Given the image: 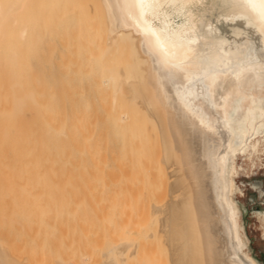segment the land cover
<instances>
[{
	"label": "bare ground",
	"instance_id": "1",
	"mask_svg": "<svg viewBox=\"0 0 264 264\" xmlns=\"http://www.w3.org/2000/svg\"><path fill=\"white\" fill-rule=\"evenodd\" d=\"M92 2L102 8L104 27L82 25L92 11L83 9ZM51 22L59 26L45 37L41 31L50 32ZM54 53H58L56 67L51 61ZM86 80L91 92L102 101L105 118L101 126L97 122L100 111L96 95L95 101L92 94L85 95L83 89L80 92ZM213 109L219 113V120ZM250 133H264V0H0V228L6 227L0 229V239L11 234L10 249L22 245L23 251L27 244L31 246L15 257L4 246L8 242H3L0 264H72L66 262L68 251L76 250L79 244L71 245V237L68 244L61 232L70 228L75 231L70 224L64 229V218L69 213L77 216L78 207L74 208L75 214L71 210V199L76 196L67 188L68 196L60 191L65 197L59 198L47 182L70 180L76 165L84 169L82 165L93 164L88 167L93 172L98 171L95 166L117 168L108 167L111 171L126 167L135 174L136 167H142L144 173V167L151 163L154 169V162L159 163L161 171L165 166L163 176L168 174L170 178H166V202L157 204L158 200L151 205L153 220L158 224L155 231L142 227L147 224L145 216L149 215L145 212L149 208L142 205L143 212L135 201L145 222L139 215L135 217L136 208L134 212L130 209L131 218L127 217L129 209H120L123 219L126 215L120 227L119 215L115 218L114 214L113 220L109 215L111 222L100 216L118 225L111 227L117 230L112 233L116 238L105 227L113 240L109 237L110 243L104 239L108 245L98 255L101 259L96 256L97 262L90 261L86 252V260L80 263L127 264L138 257L136 264H254L242 250L230 197V160ZM81 169V173L87 170ZM93 172L89 174L95 179L99 174ZM153 172L158 171L150 172L155 176ZM133 174L125 176L131 179ZM112 175L114 178L115 173ZM153 177L154 184L159 183L161 178ZM137 180L141 182L140 177ZM166 180L158 181L163 185ZM129 183L132 192L137 193L136 182ZM112 192V196L120 193ZM129 195L133 202L135 197ZM96 198L98 201L102 194ZM122 198L130 206L129 198L124 200L118 195L119 206L124 205ZM113 200L109 202L112 207ZM126 204L123 209L130 208ZM104 219L99 221L102 228L107 221ZM50 227L62 237L57 234L61 240L52 239V244L56 241L58 246L64 238L67 244L61 246L73 248L56 249L54 243L47 251L35 237L32 244L27 242L32 231L39 234ZM53 227L64 230L57 232ZM49 232H44L45 241L50 239ZM25 235L29 240H24ZM152 238L155 242H150ZM157 238L163 241L164 249L155 246ZM115 239L119 240L112 242ZM103 241L98 243H106ZM147 241L155 248L142 250ZM140 244L144 247L139 250ZM91 247L87 251L92 252ZM53 250H67V254L62 253L67 259L56 257L55 263H49Z\"/></svg>",
	"mask_w": 264,
	"mask_h": 264
},
{
	"label": "rangeland",
	"instance_id": "2",
	"mask_svg": "<svg viewBox=\"0 0 264 264\" xmlns=\"http://www.w3.org/2000/svg\"><path fill=\"white\" fill-rule=\"evenodd\" d=\"M92 8V11H91V13H89V15H86V23L85 24H82L84 27H87V26H101V27H104V25H105V23L103 22V19H104V17H103V13H102V8H100L99 6H98V4L96 3H94V2H92L91 3V6L89 7H85L83 10H90ZM95 11H97L96 13H95ZM62 15V14H61ZM61 15H60V17H61ZM51 19H57V18H51ZM93 24V25H92ZM74 26V25H72V24H69V26ZM58 23H54V22H51L50 23V25H49V29L51 30L50 32H46V31H41V34L43 35V36H45V37H47L48 35H50V34H52V33H54L53 32V30H55L56 29V27L58 28ZM56 31H58V30H56ZM60 33V32H59ZM46 49L48 50V48L46 47ZM57 54V55H56ZM56 59H55V58ZM58 53H54V55H53V58H52V63L53 62H55V60L56 61H58ZM46 61V60H45ZM59 62V61H58ZM54 64V66L56 67L58 64H56V62L55 63H53ZM44 66L46 65V68H49V64L47 63V62H44V64H43ZM48 66V67H47ZM54 66H52V67H54ZM61 72V71H60ZM88 82V80H86V81H83V83H86V85H87V87H86V85L84 84L83 85V87L80 89V92H82L83 90V93L86 95V94H92V96H93V98L95 97V95H96V93H94V92H91V89H90V84H89V82ZM61 83V82H60ZM89 85V86H88ZM83 89V90H82ZM88 90V91H87ZM94 93V94H93ZM76 94V97L77 98H79L80 96H77V92L75 93ZM78 95H79V92H78ZM74 97H75V95H74ZM96 100H95V98H94V100L96 101V102H99V103H97L96 104V107H97V109H98V118H97V122H98V124H99V126H101L102 125V122H103V120H104V111H103V109H102V106H101V100H100V98H99V96L98 95H96ZM68 105V104H67ZM100 105V106H99ZM100 107V108H99ZM213 111H214V113L216 114V117L218 118V120H219V113L216 111V110H214L213 109ZM100 117V118H99ZM101 120V121H100ZM100 122V123H99ZM154 146H157V144H154ZM154 149H156L157 150V147H155ZM251 152V153H250ZM155 163V165L157 166H155V168L153 169V167L154 166H152L151 164H153V163H151V164H149V165H147L146 167H144V169L146 170V169H148L151 173H152V171H158L160 174H161V176L160 175H157V174H159L158 172H157V174L155 173V172H153V174H156L155 176H157V179H158V176L161 178V179H158V180H161V182H162V180L164 179V180H166V178H167V176H168V179L170 180V178H169V175L167 174V176H163V174H165V173H163V171H164V168L166 169V167L164 166H162L163 167V171H161L162 169H160L161 167H160V165H159V163H157V162H154ZM94 166L93 164H89V166ZM81 166V165H80ZM87 166V167H86ZM88 166V164L87 165H82L81 167L82 168H84V169H87V170H85L86 171V173L87 174H89V172H93V171H91V167L90 168H88L89 167ZM107 166V165H106ZM106 166H100L104 171L106 170L107 171V175L109 174L110 175V177H109V175H108V179H110V178H112L113 177V175L112 174H114L115 173V176H114V178H112L114 181L113 182H111L112 181V179H110L111 181L110 182H108L109 180L108 179H106V176L107 175H105V173H106V171H105V173L103 172V170L101 169V168H99V166H95L94 168L96 169V167L98 168V171H94L93 173L95 174V175H98L99 174V176H95L94 174L92 175L93 177L95 176V179L93 178H91V173L89 174L90 176L88 177L85 173H84V176H83V172H85V171H82V173H81V171H79V169H81L79 166H73V168H72V172H73V174H72V176L73 177H71V179L70 180H66L65 178H60V181H55L56 183L57 182H60V183H58V184H56L54 181L53 182H47V184L46 185H48V186H51L52 187V190H53V193L55 192V189L57 190L56 191V193H55V195L57 196V197H59V198H64L65 196H68V194L69 193H67V192H69L68 191V189H70V190H72V192L70 191V193H72L74 196H76L75 197V199H76V203L78 204L77 206H75L76 204H74L73 203V201L75 200V199H71V204H72V207H73V209H72V207H71V210H74V208H80V209H84V210H86L85 212H84V210L82 209V210H80V209H75V210H77L76 212H77V216L76 215H73V213H72V211H71V213H72V215L73 216H75V217H72L71 215H67L65 218H64V221H66V225H64V229H66V228H70V227H75V231H73L72 230V228H70L71 229V231H73L74 232V238H73V236H71V234H73V233H71V231L69 232H66L67 230H70V229H66V230H64V229H62V230H59L58 228H60V227H56V228H54L53 227V230H55V229H57V232H61V231H63V232H61V234H63V235H65V239L67 240V239H70V237H71V239L73 238L74 239V241L73 240H71L70 239V243H71V245H73L74 246V244L76 245V243L75 242H77L79 245H76L77 247H74V248H76V250H74V249H72V250H70V251H68V254H67V250H68V247H69V249H71V248H73V247H71V245L70 246H67V245H62L63 247L65 246V248H66V246H67V250L66 251H60V250H56L57 251V253H55V249L52 251V254H49V257H48V261H49V259H51L50 261H49V263L50 262H54L55 263V261H57V258L60 260V259H64V260H66L67 258H65L64 257V255L65 254H62L63 252H65L66 254H67V257L69 256L70 258H69V260L67 259L66 260V262H72V264H76V263H82L84 260H86V258L88 257L89 259H90V261H95V262H97L96 260H99V259H101V257H99L100 255H101V251L103 250V248L106 246V244H107V242L106 241H109L110 240V238H111V240H113V238H116V235L113 237L112 236V233H114V232H116L117 230L115 229V227H117L118 225H116V224H114V222H112V223H109V221L111 222V219L113 220V218H114V214H115V216L116 215H119V217L121 218V220H120V218H118V216H116L115 218H118L117 219V222L119 221L120 222V224H119V226L118 227H120L121 226V222L122 223H124L125 221H126V215H125V221H124V219H123V217H122V215L120 214V212H121V208H122V211H125V209L127 210V209H129L128 210V215L129 216H127V217H130L131 218V215H132V212H134L135 211V208H136V211L137 212H135L136 213V218H138V215H139V212H138V207L136 206L137 204H138V206H139V204H140V209L143 207V206H145V208L147 207V208H149V211H146L145 213H147L149 216L147 217V216H145L146 217V220H147V218H148V220L145 222L144 221V219H145V217H144V215L142 216L143 217V219H142V217L139 215V217H141L140 219L141 220H143V222H145V223H147V224H142L143 226L142 227H148L151 231H155V226L156 225H158L157 224V222H155L154 220H153V217H152V212H151V210H152V203H157L158 202V200H159V203H157V204H163V203H165L166 202V200L168 199V193H165V195H164V192H168V188L166 187V186H168L169 185V180H166L167 182H165V181H163L164 183H163V185H161L162 183H160V181H158L157 180V182H159V183H157V184H154V182H156V180H155V176L153 177L152 175H150V172H148V170H147V172L149 173V174H147V172L144 170V173H142L143 171H142V167H136V169L134 170V168H133V170L134 171H136L137 170V173H135V174H137L138 176H136L135 174H133L134 172H131V170H130V168L128 169V168H126V167H119L118 168V170H116L115 169V171H111V170H113L114 169V167H113V169L108 165L107 167ZM152 167L151 169L149 168V167ZM77 167H79V168H77ZM108 167H110L111 168V170H107L108 169ZM106 168V169H105ZM109 168V169H110ZM121 168V169H120ZM122 168H125L127 171H125L126 173H124V170L122 169ZM157 168V170H155ZM230 168H231V171H230V178H231V180H230V197H231V201H232V204L234 205V211H235V213H236V216H237V221H238V227H239V236H240V238H241V243H242V250H243V252H244V254H246L247 256H248V259L250 260V261H252L254 264H264V133H261V134H258V135H253V133H250V135H249V137L247 138V141H246V143H244L242 146H240L236 151H235V153H234V155H233V157L231 158V160H230ZM84 169H81V170H84ZM88 169H90V171L88 170ZM99 169H100V171H99ZM131 169H132V167H131ZM97 170V169H96ZM102 170V171H101ZM119 170L121 171V174L122 173H124L125 175H127L128 176V172H131V175H129V176H132V174L134 175V177H130L132 180H134L136 183H135V186L136 187H134L135 189H137L136 190V192L137 193H134V192H132L133 190H131V188H130V186H131V183H129L130 181H132L131 179H128L127 178V176H123V174L121 175L120 174V172H119ZM132 170V171H133ZM123 171V172H122ZM161 171V172H160ZM166 171V170H165ZM96 172H97V174H96ZM99 172V173H98ZM100 172L102 173L103 172V174H101V177H100ZM109 172V173H108ZM114 172V173H113ZM119 172V173H118ZM146 172V173H145ZM80 174V175H79ZM122 176L121 178H120V175ZM130 174V173H129ZM145 174V175H144ZM81 175L83 176V178L81 177ZM103 175H105V176H103ZM152 176L153 178H154V180L155 181H153L152 180V177L150 178V179H148L147 178V176L148 177H150V176ZM128 176V177H129ZM142 176V177H141ZM76 177H78L77 179H76ZM103 177V178H102ZM115 177H117V178H115ZM136 177V178H135ZM138 177H140L141 178V182L140 181H138L137 180V178ZM162 177H163V179H162ZM165 177V178H164ZM75 179V181H73L72 179ZM92 180H95V181H92ZM125 178V179H124ZM102 179V180H101ZM122 179V180H121ZM126 179H127V182H128V184H126L127 182H126ZM61 180H63V181H61ZM100 180V181H99ZM116 180V181H115ZM121 180V182H119ZM148 180V181H147ZM104 182V184H103V182ZM125 181V183L123 184V182ZM138 182H140V184L138 183ZM53 183V184H52ZM101 183V184H100ZM118 183H120V184H118ZM138 183V184H137ZM147 183V184H146ZM167 185H166V184ZM43 184V183H42ZM61 185V187H60V185ZM73 184V185H72ZM103 184V185H102ZM111 184V185H110ZM116 186H115V185ZM130 184V185H129ZM137 184V185H136ZM158 184H160V185H158ZM57 185V186H56ZM92 185V186H91ZM95 185V186H94ZM99 185H100V187H99ZM105 188L104 190L102 189L103 187ZM110 185V186H109ZM120 185H122V187L120 186ZM139 185V187H137ZM143 185V186H142ZM148 188V186H150L151 188L149 189L151 192H152V190L153 191H157V193H153L154 195L152 196V193L151 192H149V190H146L145 188V186ZM68 186V187H67ZM87 186H88V188H87ZM99 188H98V187ZM108 186V187H107ZM113 186V187H112ZM126 186V193L124 192V187ZM128 186V187H127ZM160 186H162V188H159ZM54 187V188H53ZM92 188V190H91V188ZM95 187V188H94ZM117 187H120V188H117ZM167 188V191H166V188ZM68 188V189H67ZM106 188H108V189H106ZM122 188H123V190H122ZM128 188H130V189H128ZM132 188H133V185H132ZM61 189V190H60ZM62 189L64 190V192L62 191ZM78 189V190H77ZM99 189V190H98ZM103 190V192H102V190ZM111 189H114V192L116 191H118V192H120V193H118V194H116V196H117V198H118V195H119V197L120 196H124V200L126 199H128L129 201L128 202H130V203H128L130 206H128L125 202H127V201H123V198H122V200H121V204H124V205H122V207L121 206H119V201H120V198L118 199L119 201H116V199L117 198H115V200H113L114 199V197H116L115 196V194H113V196L111 195ZM120 191H119V190ZM152 189V190H151ZM81 190H82V193H83V195H82V193H81ZM89 190V191H88ZM106 190V191H105ZM128 190V191H127ZM131 190V191H130ZM143 190V191H142ZM145 190L147 191V192H145ZM164 190V191H163ZM62 192L65 196H63L61 193H58V192ZM95 191H96V193H95ZM109 191H111V192H109ZM130 191V192H129ZM135 191V190H134ZM66 192V193H65ZM91 194V195H89V193ZM105 192V193H104ZM107 192H108V194H110L109 196L111 197L112 196V199L107 195ZM114 192H112V193H114ZM122 192H123V195H122ZM129 192V193H128ZM143 192V193H142ZM149 192V193H148ZM75 193V194H74ZM85 193V194H84ZM98 193H101L102 194V198H100L98 201H97V198L95 199V197L96 196H99V197H101V194H98ZM148 194V197L150 198H148L147 197V195L145 196V194ZM151 193V194H150ZM58 194H60L59 196H58ZM71 194V195H72ZM121 194V195H120ZM129 194H131V196H132V198H138V196H139V199H136V200H134V199H132L133 200V202L131 201V197H127V196H130ZM160 195L159 197H158V195ZM70 195V196H71ZM72 195V196H73ZM83 197H82V196ZM87 197H86V196ZM107 197H109L110 199H111V201L113 200L114 202H113V206L114 207H112L111 205H110V203L109 202H111V201H108V200H110V199H105L106 200V202H105V200H102L103 198H105L106 196ZM134 195H136V196H134ZM138 195V196H137ZM150 195V196H149ZM71 196V197H72ZM73 196V197H74ZM95 196V197H94ZM143 196V197H142ZM157 196V197H156ZM72 197V198H73ZM79 197H82V198H79ZM144 197H147L148 198V200H147V198H144ZM153 197V198H152ZM160 197H161V199L162 200H160ZM79 198V199H78ZM85 198V199H84ZM141 198V199H140ZM143 198H144V200H143ZM155 198H157V199H155ZM159 198V199H158ZM46 199V198H45ZM80 199H81V203H80ZM90 199L93 201L92 203H93V206H92V203L90 202ZM78 200V201H77ZM84 200V201H83ZM140 200H141V202H140ZM95 201H97V205H95ZM135 201H137V204H135L134 202ZM138 201H139V203H138ZM162 201V202H161ZM75 202V201H74ZM82 202H83V205H82ZM87 202H89V203H87ZM117 202V203H116ZM143 202V203H142ZM146 204H145V203ZM148 202V203H147ZM101 203V204H100ZM105 203H106V206H105ZM131 203H134V205L133 204H131ZM80 204V205H79ZM98 204H99V206H98ZM107 204H108V206H107ZM118 204V205H117ZM120 204V205H121ZM125 204L128 206V207H130V208H124L123 209V206H125ZM74 205V206H73ZM102 205H104V206H102ZM116 205H117V207L119 206L120 208H116ZM133 205V206H132ZM143 205V206H142ZM91 208H90V207ZM95 206H96V208H95ZM110 206V207H109ZM126 206V207H127ZM99 207L101 208V209H99ZM103 207V208H102ZM90 208V209H89ZM111 208H112V210H111ZM146 208V209H147ZM107 209H109V210H107ZM118 209H119V211H118ZM130 209H132V212H131V210ZM133 209H134V211H133ZM140 209H139V211H140ZM75 210H74V214L76 213L75 212ZM142 211H143V209H141ZM145 210V209H144ZM148 210V209H147ZM87 211H88V213H87ZM97 211V212H96ZM101 211V212H100ZM103 211V212H102ZM115 213H114V212ZM116 211H118L117 212V214H116ZM81 212V213H80ZM82 212H83V214H82ZM109 212V213H108ZM113 212V213H112ZM141 212V211H140ZM144 212V211H143ZM150 214H149V213ZM101 213H102V215H101ZM113 214V215H111V214ZM127 213H125L124 212V214H127ZM134 213V214H135ZM145 213H143V214H145ZM85 214H87V215H85ZM94 214V215H93ZM99 215V217L97 218V216ZM105 214H108V215H105ZM141 214V213H140ZM81 215H83V216H81ZM85 215V216H84ZM91 215H92V217L93 218H89V217H91ZM97 215V216H96ZM103 215L104 216H106V218H108L109 219V215L111 216L110 218L111 219H109V221H108V219H104V218H102L103 217ZM142 215V214H141ZM151 215V216H150ZM242 215V216H241ZM100 216H102V217H100ZM112 216H113V218H112ZM124 216V215H123ZM134 216V215H133ZM71 217V218H70ZM78 217V218H77ZM81 217H83L84 219L86 218V217H88V218H86L85 220L84 219H81ZM135 217L133 218V219H135ZM68 219V220H65V219ZM74 218H76V220L74 219ZM80 218V219H79ZM96 220H95V219ZM100 218H101V220H107V221H104L105 222V224L103 223V226H104V228H102V224H101V222L99 223V221H101L100 220ZM72 219V220H71ZM79 219V220H78ZM91 219V220H90ZM93 219V220H92ZM99 219V220H98ZM123 219V220H122ZM132 219V220H133ZM140 219H139V222H142V221H140ZM75 220V221H74ZM81 220H84V221H81ZM90 220V221H89ZM136 220V219H135ZM68 221L70 222H72V224H74V225H76V226H72V224H71V222L70 223H68ZM74 221V222H73ZM86 221V223L89 225H87L86 223H84ZM89 221V222H88ZM95 222V224H94V222ZM96 221H98V224H96L97 222ZM115 221V220H114ZM138 221V220H137ZM240 221V222H239ZM78 222H79V224H78ZM82 224H81V223ZM94 224V226H95V228L97 229V231L95 232V228H92V227H94V226H92L93 224ZM108 222V223H107ZM117 222H115V223H117ZM118 222V223H119ZM243 222V223H242ZM90 223H91V225H90ZM117 223V224H118ZM132 222H131V220H130V224H131ZM135 223H137V222H135ZM240 223V224H239ZM69 224H70V227H69ZM109 224V225H108ZM114 224V225H113ZM132 224H134V223H132ZM138 224V223H137ZM63 225H61V228H63ZM79 225V226H78ZM96 225H97V227H96ZM108 225V226H107ZM116 225V226H115ZM136 225V224H135ZM113 226H115L114 227V229H112L113 228ZM132 226V225H131ZM134 226V225H133ZM141 226V223H139V227ZM0 227H2V226H0ZM82 229H81V228ZM84 227H85V229H84ZM89 228L88 229V231H87V228ZM105 227H108V229H111V233H110V230L109 231H107V229L105 228ZM110 227V228H109ZM112 227V228H111ZM138 227V226H137ZM241 227H242V229H241ZM3 228H6V227H3ZM3 228H0V229H3ZM46 228V227H45ZM44 227H42V229H45ZM51 228V229H50ZM50 228H47L49 231H51V233L49 232V231H44V230H40L39 231V234L41 233V235H42V237H39V236H41V235H39V234H37V233H35L34 231H32L33 233H31L30 235H32L31 237L30 236H28L29 237V239L31 238V240H32V238L33 237H35V239H36V241L38 240H40L39 242L40 243H38V244H42V243H44L42 246H43V249H45V250H47V251H49V248H53V245H54V243L57 241V242H59L61 239L60 238H62L61 237V234H59V233H56L55 234V232H56V230L55 231H52V227H50ZM91 228V229H90ZM80 229V230H79ZM104 229H106V230H104ZM5 230V229H4ZM94 230V231H93ZM101 230H104V231H106V233L104 232V231H102V233H101ZM116 230V231H115ZM245 230V231H244ZM82 231V232H81ZM84 231H87V232H84ZM92 231V232H91ZM100 231V232H99ZM113 231V232H112ZM243 231V232H242ZM44 232L46 233H50V235H49V237H50V239L48 238V241H45V237H46V240H47V236L44 234ZM120 232V231H119ZM8 234L7 233V231L6 232H4V235L5 236H7L6 234ZM83 233V234H82ZM98 233L100 234H102L103 236H101V234L100 235H98ZM108 233H110V236H112V237H110L109 235H108ZM54 234V235H53ZM57 234L60 236V238H59V236L57 237ZM80 234H82L83 235V237H82V235H80ZM87 234H88V237H86L87 236ZM105 234V235H104ZM118 234V237L121 235L120 233H117ZM36 235H39V236H37L36 237ZM45 235V236H44ZM62 235V236H63ZM70 235V236H69ZM92 235V236H91ZM27 235H25L24 237V240H29V239H26L27 237H26ZM54 236V237H53ZM67 236H69L68 238H66ZM80 236V237H79ZM92 237V238H90V237ZM97 237V238H95V237ZM104 236L107 238H104ZM10 237H12L11 236V234H9V237H7V238H5L4 236H3V238L2 239H0V244H2V245H4L6 242H10V240H12V239H10V240H8ZM44 237V238H43ZM64 237V236H63ZM85 237V238H84ZM110 237V238H109ZM43 238V239H42ZM81 238V239H80ZM98 238H99V240H98ZM109 238V239H108ZM52 239L53 240H56L55 242H53V244H52V242H50V240L52 241ZM64 239V238H63ZM62 239V243L63 244H65L66 242H64L65 241V239L63 240ZM83 239V240H82ZM88 239V240H87ZM95 239H96V241H95ZM100 239H101V241H103L104 239L106 240H104L106 243H104V244H102V243H98V242H101L100 241ZM31 240H29V241H27V242H29V244H32V242H33V240L31 241ZM59 240V241H58ZM81 240V241H80ZM84 240H86V241H84ZM91 240V241H90ZM117 240H119V239H117ZM117 240L115 239L114 241H112V242H117ZM136 240H138L137 238H136ZM154 240V242H155V240H156V238L154 239V238H152L151 240H150V242H152ZM31 241V242H30ZM37 241V242H38ZM68 241V240H67ZM83 241V242H82ZM89 241V242H88ZM93 241V242H92ZM103 241V242H104ZM3 242H5V243H3ZM8 242V243H9ZM11 242H14V240L13 241H11ZM17 242H20V240L19 239H17ZM26 242V243H27ZM74 242V243H73ZM84 242H86L85 244H84ZM90 242H92V243H90ZM95 242V243H94ZM110 243H111V241H109ZM108 242V243H109ZM149 242V243H150ZM157 243L159 242L158 241V238H157V241H156ZM6 243L4 246H6L7 248H9V250H10V252L13 254V255H17V256H15V257H19L26 249H29L30 250V245H26V246H28V247H25L26 249H24L23 251H22V248H20V247H23L22 245L21 246H14V248H15V250L13 251V249L14 248H12V249H10V247L12 246V245H10L11 243ZM48 243V244H47ZM62 243H60V244H58V246H57V243H55V245H54V248H55V246H57L56 247V249H61V248H63L62 246H61V244ZM68 244H69V241L67 242ZM66 243V244H67ZM73 243V244H72ZM80 243H82V244H80ZM90 243V244H89ZM97 243V244H96ZM148 243V241H147V243H144L143 245L145 246H142V248H141V244L139 245L140 247H139V250L140 249H142V250H144L146 247L148 248L149 247V249L148 250H150V249H152V248H155V246H157V247H160L161 249H164L165 247V245H164V243H163V241L159 244H157V245H153L154 243H151V244H149ZM46 244V246H44ZM88 244V245H87ZM91 244H92V247H91ZM149 244V245H148ZM9 247H8V246ZM52 245V246H51ZM90 245V246H89ZM94 245H98L97 247L95 246L94 247ZM102 245H103V247H102ZM108 245V244H107ZM148 245V246H147ZM250 245V246H249ZM30 246V247H29ZM41 246V247H42ZM51 246V247H50ZM82 246V247H81ZM59 247H61V248H59ZM71 247V248H70ZM87 247V248H86ZM92 248L91 250H92V252L91 251H87V249L89 250V248ZM102 247V248H101ZM164 247V248H163ZM19 248V249H18ZM64 248V249H65ZM78 249V250H77ZM95 249H96V251H95ZM18 250V251H17ZM73 250H74V253H73ZM83 250V251H82ZM253 250V251H252ZM16 251V252H15ZM14 252H15V254H14ZM20 252V253H19ZM22 252V253H21ZM54 252V253H53ZM86 252H88V254L86 253ZM18 253V254H17ZM69 253H70V255L72 256H70L69 255ZM80 253V254H79ZM251 253V254H250ZM55 254V255H54ZM58 254V255H57ZM87 256H85V255ZM57 255V256H56ZM94 255V256H93ZM99 255V256H98ZM96 256H98V258H95ZM57 257V258H56ZM86 257V258H85ZM54 258V259H53ZM85 258V259H84ZM255 258V259H254ZM133 259V262L131 261ZM130 261H128V263L127 264H130L129 262H132L133 264H136V262H137V259H138V257L137 258H135L136 260H134V258H132ZM166 262V261H165ZM80 263V264H81ZM165 264H168L167 262L165 263Z\"/></svg>",
	"mask_w": 264,
	"mask_h": 264
}]
</instances>
